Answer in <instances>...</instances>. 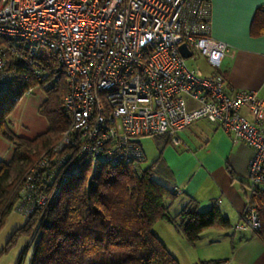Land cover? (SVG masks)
I'll return each instance as SVG.
<instances>
[{
    "label": "built area",
    "instance_id": "built-area-1",
    "mask_svg": "<svg viewBox=\"0 0 264 264\" xmlns=\"http://www.w3.org/2000/svg\"><path fill=\"white\" fill-rule=\"evenodd\" d=\"M182 43L189 57L205 58L209 74L187 66ZM42 48L63 70L70 123L28 169L14 212L29 217L46 207L56 185L85 166L143 163L141 137L178 144V133L199 119L253 149L248 187H264V99L226 89L227 44L210 34L209 0H0V90L11 82L9 58L33 65ZM259 227L247 199L235 228Z\"/></svg>",
    "mask_w": 264,
    "mask_h": 264
},
{
    "label": "trees",
    "instance_id": "trees-1",
    "mask_svg": "<svg viewBox=\"0 0 264 264\" xmlns=\"http://www.w3.org/2000/svg\"><path fill=\"white\" fill-rule=\"evenodd\" d=\"M5 70L11 82L0 90V135L12 144V155L0 162V224L13 212L28 169L51 151L70 123L62 101L67 91L65 76L49 50L42 48L34 55L33 65L9 58ZM35 86L45 91L39 111L48 127L33 137L16 135L8 129L7 117ZM156 163L145 168L124 161L99 163L93 172L85 166L56 185L57 195L46 207L25 217L10 244L20 235L33 237L29 264H180L153 230L158 220L168 221L192 244L203 230L227 229L230 223L215 206L199 210L193 198L170 214L168 204L176 195L154 179ZM247 199L260 219L253 233L264 240V187L251 189ZM221 262L208 259L196 264Z\"/></svg>",
    "mask_w": 264,
    "mask_h": 264
},
{
    "label": "crops",
    "instance_id": "crops-1",
    "mask_svg": "<svg viewBox=\"0 0 264 264\" xmlns=\"http://www.w3.org/2000/svg\"><path fill=\"white\" fill-rule=\"evenodd\" d=\"M209 10L211 36L227 44L221 67L226 89L253 90L264 99V0H209ZM158 138L160 150L154 160L157 172L169 182L171 190L178 189L168 211L174 208L172 215L176 214L193 198L199 210L215 206L230 223L227 229L207 228L201 232L212 235L198 246L201 253L197 259H222L220 264H264V240L251 231L235 229L250 191L247 169L253 149L205 119L182 129L178 144L165 135ZM0 139L11 149L6 157L0 151V162L7 161L12 144L2 135ZM155 232L161 237L159 229ZM187 257L190 259V254Z\"/></svg>",
    "mask_w": 264,
    "mask_h": 264
},
{
    "label": "rangeland",
    "instance_id": "rangeland-1",
    "mask_svg": "<svg viewBox=\"0 0 264 264\" xmlns=\"http://www.w3.org/2000/svg\"><path fill=\"white\" fill-rule=\"evenodd\" d=\"M185 62L190 68H200L204 74H209L210 72L209 66L202 56L187 57L185 58ZM44 98L45 91L40 86H35L29 92H26L13 105L7 117L8 129L16 135L25 137H33L46 130L48 127L47 120L39 111V105ZM139 141L145 155V160L141 165L145 168L157 158L160 150V138L158 136H143ZM7 145L3 139H0V151L5 154V157L11 151V149L7 148ZM157 171L158 169L155 167L153 173L154 179L170 187L169 182L165 181ZM173 201H166L169 202L168 208L173 205ZM173 210L174 208L171 209L170 214L173 213ZM24 223L25 217L13 211L5 216L3 222L0 224V264L30 263L31 252L35 242L32 236L20 235L10 244V239L14 231ZM169 225L167 222L159 220V222L154 224L153 230H160L159 234L161 237L159 238L168 247V250L176 256L180 264H194L195 262H199L200 260L197 259V256L201 253V248L198 246L209 239L212 232L208 234L206 232L200 233L196 243L192 244L186 240L183 234L177 233ZM188 254L191 256L190 259L187 257Z\"/></svg>",
    "mask_w": 264,
    "mask_h": 264
},
{
    "label": "water",
    "instance_id": "water-1",
    "mask_svg": "<svg viewBox=\"0 0 264 264\" xmlns=\"http://www.w3.org/2000/svg\"><path fill=\"white\" fill-rule=\"evenodd\" d=\"M179 50H180L182 56L185 58H187L191 55L190 50L188 49V47L184 43L179 45Z\"/></svg>",
    "mask_w": 264,
    "mask_h": 264
}]
</instances>
